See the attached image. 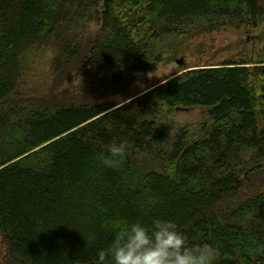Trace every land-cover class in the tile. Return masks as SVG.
Segmentation results:
<instances>
[{
    "label": "trees",
    "instance_id": "obj_1",
    "mask_svg": "<svg viewBox=\"0 0 264 264\" xmlns=\"http://www.w3.org/2000/svg\"><path fill=\"white\" fill-rule=\"evenodd\" d=\"M263 20L264 0H0V264H264V45L107 99Z\"/></svg>",
    "mask_w": 264,
    "mask_h": 264
},
{
    "label": "rangeland",
    "instance_id": "obj_2",
    "mask_svg": "<svg viewBox=\"0 0 264 264\" xmlns=\"http://www.w3.org/2000/svg\"><path fill=\"white\" fill-rule=\"evenodd\" d=\"M86 27L88 31L93 32L97 25L95 21H92L86 24ZM263 45L264 20L258 28L241 26L240 28H226L219 31L199 33L184 44L178 45L179 50L173 57L174 59H166L155 71L148 73L145 80H137L125 93L110 95L107 99L111 102L123 101L131 96L143 93L150 85L166 79L182 67L221 63L234 55L237 56L242 51L251 53L254 48H260ZM38 55V57L30 60V67L27 68L26 81L30 88L38 87L46 82L45 80L48 78L49 52H42ZM202 111L203 109L198 107L181 109L175 117L171 114L167 116L171 120V123L168 124L173 126L178 123L196 120Z\"/></svg>",
    "mask_w": 264,
    "mask_h": 264
}]
</instances>
